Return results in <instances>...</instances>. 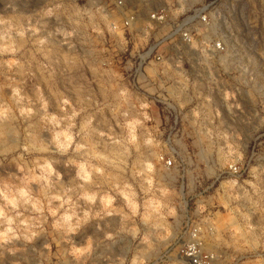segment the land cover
Returning <instances> with one entry per match:
<instances>
[{"label": "clouds", "instance_id": "clouds-1", "mask_svg": "<svg viewBox=\"0 0 264 264\" xmlns=\"http://www.w3.org/2000/svg\"><path fill=\"white\" fill-rule=\"evenodd\" d=\"M0 264H264V0H0Z\"/></svg>", "mask_w": 264, "mask_h": 264}, {"label": "rangeland", "instance_id": "rangeland-1", "mask_svg": "<svg viewBox=\"0 0 264 264\" xmlns=\"http://www.w3.org/2000/svg\"><path fill=\"white\" fill-rule=\"evenodd\" d=\"M224 13L225 19H243V11L246 0H212Z\"/></svg>", "mask_w": 264, "mask_h": 264}]
</instances>
